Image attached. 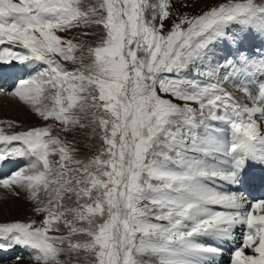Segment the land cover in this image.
Instances as JSON below:
<instances>
[{
	"label": "snow or ice",
	"instance_id": "6c2138e0",
	"mask_svg": "<svg viewBox=\"0 0 264 264\" xmlns=\"http://www.w3.org/2000/svg\"><path fill=\"white\" fill-rule=\"evenodd\" d=\"M173 9L0 0V45L23 49L0 48V72L33 66L0 94L45 122L0 128V165L26 161L0 189L40 217L0 223V251L30 249L35 264H264V199L246 189L264 173V0ZM67 134L95 153L81 158Z\"/></svg>",
	"mask_w": 264,
	"mask_h": 264
},
{
	"label": "rangeland",
	"instance_id": "374dc122",
	"mask_svg": "<svg viewBox=\"0 0 264 264\" xmlns=\"http://www.w3.org/2000/svg\"><path fill=\"white\" fill-rule=\"evenodd\" d=\"M91 2L92 0H83V7L85 8L88 7ZM153 2H155V0H153ZM172 2L174 5V9H173L174 13L176 10H179L180 12L187 13L189 15H198L201 13L202 10H206V8L208 7L210 3H215L216 0H172ZM182 4H188L189 7L183 8L181 7ZM165 23L166 25L170 26L171 21H166ZM82 31L84 30L74 29L71 33H67V34L60 33V35L62 36L63 35L71 36L73 34L79 35V33ZM81 39H84L87 44H92L95 40V38H85V37H81ZM259 44H260V40L256 39L255 41L252 42V44H250L249 47L252 48L253 45H259ZM10 46L13 47V45H10ZM3 47H6V46L0 45V48H3ZM20 51H23V49H21ZM77 55H80V53H77ZM85 55H86V49H85ZM66 67L71 69V68L77 67V65L66 64ZM226 87L228 88L229 91H232L234 95L239 97L242 103L249 102L247 98L244 97L242 92L236 91L234 88H232L231 85H226ZM7 88H10V87H7ZM8 91H11V90L9 89ZM3 110H6L7 112L9 109L7 110L6 108ZM29 111L30 113L26 111V116H25V119L27 121L26 124H23L22 121L18 119H14V118L7 119L6 118V119H0L1 120L0 128H3L6 133L11 134L13 132L27 130L31 127H38V126L45 125V122L42 121L41 118H39L32 110L29 109ZM30 114L33 119L29 116ZM8 122L13 123L12 128L8 127ZM48 123H52V122L49 121ZM57 133H58V127L54 128L53 130L54 135ZM60 135L62 138H64L65 136V134L63 133H60ZM66 138L69 141H72L73 139H75L76 141L75 147L80 149L79 155L81 156V158H83L86 155L87 156L93 155L95 153V149L92 148L91 145L96 144L98 142L95 141L94 139H88L82 134H77L75 136H73L72 134H67ZM12 171L14 170L9 171V174ZM32 219H36L38 221L40 217L34 214L33 204L29 202L24 195L17 197V196L12 195L10 192L4 189H0V223L17 222V221L28 222ZM16 247L12 248V249L16 248L15 250L10 249L7 251H0V264H13V262H15V264H35V261L30 257V255H23V254L20 255L19 254L20 251H18L19 246H16ZM20 248L23 249V247H20ZM29 251L31 250L29 249ZM2 255L4 256L2 257ZM18 256L22 257V259L16 261L15 258ZM62 259H64L67 262V264H71V261L69 260L68 257H63ZM224 260L225 262H227L228 260L227 254H225ZM80 264H87L86 257L84 256V254H81Z\"/></svg>",
	"mask_w": 264,
	"mask_h": 264
},
{
	"label": "bare ground",
	"instance_id": "6f19581e",
	"mask_svg": "<svg viewBox=\"0 0 264 264\" xmlns=\"http://www.w3.org/2000/svg\"><path fill=\"white\" fill-rule=\"evenodd\" d=\"M32 67H33L32 65L28 66V72L16 71L17 73H16L14 81H12L11 83H6L5 85H2L3 83H0V89L4 88V91H8L9 89L14 90V87L18 83V78L26 79L28 77L29 73L31 72ZM7 87H10V88H7ZM248 103L250 104V102H248ZM6 108H7V110L9 109L7 112H6V110H3ZM29 109L30 108L28 106L24 105L22 102H19L18 99L13 98V97L8 96V95L0 94V119H6V118L12 119V118H14V119L21 120L23 124H26L27 121L25 119V116H26V111H28L30 113ZM31 114L29 116L32 118ZM2 116H4V117H2ZM0 122H1V120H0ZM7 162H9V161H7ZM7 162H5L3 165H0V177L5 176V174H4L5 170L11 166ZM252 175H253V180L246 186V189H247V192L249 193V199L255 201V200H258L260 198H264V196H263L264 192H263V190H261L262 189L261 187L264 186V181L261 180V176H264V173H261L260 171L256 172V170H255L252 173ZM16 248L11 249V250H15ZM18 248H19L18 251H20L19 252L20 255L21 254L30 255L31 251H29V249H25V248L22 249L20 247H18ZM246 251H250V250H246ZM3 256L4 255H2V257Z\"/></svg>",
	"mask_w": 264,
	"mask_h": 264
}]
</instances>
